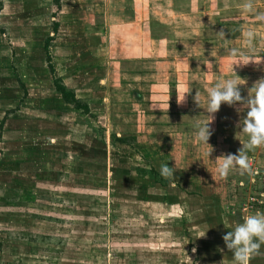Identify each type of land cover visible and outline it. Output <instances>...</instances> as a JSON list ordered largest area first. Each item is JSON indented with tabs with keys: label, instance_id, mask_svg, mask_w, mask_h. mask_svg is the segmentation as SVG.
<instances>
[{
	"label": "rangeland",
	"instance_id": "1",
	"mask_svg": "<svg viewBox=\"0 0 264 264\" xmlns=\"http://www.w3.org/2000/svg\"><path fill=\"white\" fill-rule=\"evenodd\" d=\"M232 78H264V0H0V264H233L264 146L221 178L246 108L212 114L211 147L194 132Z\"/></svg>",
	"mask_w": 264,
	"mask_h": 264
},
{
	"label": "clouds",
	"instance_id": "2",
	"mask_svg": "<svg viewBox=\"0 0 264 264\" xmlns=\"http://www.w3.org/2000/svg\"><path fill=\"white\" fill-rule=\"evenodd\" d=\"M221 35L223 36V33ZM246 35L251 37L252 34L249 32ZM249 61L253 60L250 57H242L234 65H246ZM232 71L235 73L233 66ZM245 83L244 79L232 78L225 79L223 84L218 83L215 87L210 88L206 98V112L209 114L207 122L197 121L194 123L197 141L209 145L207 141L212 135L210 125L214 119L212 114L219 110L222 103L232 106L239 102L247 110L241 129L247 135L248 140L244 145V150L240 149L238 154L221 156L222 160L216 169L221 178H226L233 169H239V174L242 176L251 175L253 168L247 152L264 146V78L257 80L252 85L247 98L242 97L239 87ZM183 99L184 96L181 101ZM195 101L199 104L197 100ZM210 152L206 155L209 156ZM173 173L172 167H169L167 163L161 166L162 177L168 178L173 176ZM222 239L226 248L232 253L233 264H250L253 256L258 254L261 247L264 246V213L256 212L242 216L240 222L233 221L231 230L224 234Z\"/></svg>",
	"mask_w": 264,
	"mask_h": 264
},
{
	"label": "trees",
	"instance_id": "3",
	"mask_svg": "<svg viewBox=\"0 0 264 264\" xmlns=\"http://www.w3.org/2000/svg\"><path fill=\"white\" fill-rule=\"evenodd\" d=\"M62 90V95H67L70 91L66 89L65 87L60 88Z\"/></svg>",
	"mask_w": 264,
	"mask_h": 264
}]
</instances>
